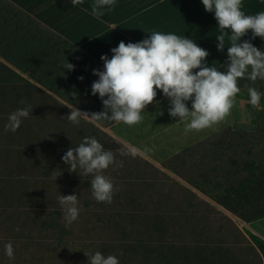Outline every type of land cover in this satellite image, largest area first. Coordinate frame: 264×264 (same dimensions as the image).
<instances>
[{
  "label": "rangeland",
  "instance_id": "1",
  "mask_svg": "<svg viewBox=\"0 0 264 264\" xmlns=\"http://www.w3.org/2000/svg\"><path fill=\"white\" fill-rule=\"evenodd\" d=\"M25 107L0 96V235L37 241H30L31 252L24 242H9L16 252L0 264H89L85 253L97 251L115 256L119 264H199L212 251L229 253L236 264L255 263L238 223L264 216V117L256 125L228 126L220 132L224 143L210 144L227 155L221 163L226 162L227 175L178 179L153 170L141 177L106 169L103 174L117 189L109 204L93 198L91 175H81L79 168L70 172L62 160L86 137L61 142L30 116L16 132L5 131L9 115ZM249 116L245 113V122ZM95 139L115 160L121 157L120 144L101 135ZM187 181L208 187L206 193L180 189L178 184L187 187ZM73 194L79 216L66 227L58 197ZM60 239L64 244L54 242Z\"/></svg>",
  "mask_w": 264,
  "mask_h": 264
},
{
  "label": "crops",
  "instance_id": "2",
  "mask_svg": "<svg viewBox=\"0 0 264 264\" xmlns=\"http://www.w3.org/2000/svg\"><path fill=\"white\" fill-rule=\"evenodd\" d=\"M95 3L82 0L73 7L71 0H0V96H10L20 106L30 105L33 115L28 119L41 120L42 127L52 136L57 134L61 142L66 143L71 136L101 135L108 143L120 144L122 154L116 162L122 166L111 165L108 174L144 177L150 174L147 170H153L155 175L178 179L227 175L222 171L226 162L221 164L227 155L211 150L210 144L213 140L224 143L220 132L228 126L253 125L245 94L247 87H254L264 101V81L260 79L239 80L241 91L230 115L214 128L199 132H186L179 118L169 115L170 101L159 90L137 125L87 119L79 124L69 122L72 105L89 114L104 111L99 95L91 94V85L99 79L92 73L103 71L100 57L111 59V49L121 41L138 43L153 32L185 36L209 53L207 66L218 67L221 72L227 69L229 41L226 38L222 52L217 50L216 36L221 34L218 23L201 0H114L113 6L100 9L103 14L99 16L92 14ZM241 10L245 15L264 12V0H242ZM226 31L230 35V30ZM244 41L264 52V39H253L251 30L241 38L240 42ZM66 59L74 65L73 71L60 67ZM74 92L75 97L71 95ZM186 103L191 110V101ZM257 111H264V102ZM245 113H250L249 123L244 121ZM231 119L235 121L228 123ZM185 184L187 187L178 185L190 193H206L208 188L191 187L188 181ZM238 227L241 239L250 242L264 264V216L241 220Z\"/></svg>",
  "mask_w": 264,
  "mask_h": 264
},
{
  "label": "clouds",
  "instance_id": "3",
  "mask_svg": "<svg viewBox=\"0 0 264 264\" xmlns=\"http://www.w3.org/2000/svg\"><path fill=\"white\" fill-rule=\"evenodd\" d=\"M206 12H214L221 33L216 36L217 50L227 47V69L205 63L209 53L192 39L175 34L153 32L150 38L138 43L125 44L111 49L112 57L102 55L103 71L93 70L99 79L91 85V94L99 95L104 111L99 113L81 112L70 106L69 122L79 124L81 119L92 122L114 121L127 126L141 123L147 106L153 104L157 90L170 101L169 115L178 117L186 132H199L214 128L225 121L233 108L235 97L241 91L238 81L247 79L264 81V52L249 41L240 42L251 30L252 37L264 39V12L245 15L241 10L242 0H201ZM82 0H71L73 7ZM114 0H96L92 14L99 16L105 7H111ZM230 30V35L229 31ZM60 67L68 71L74 65L64 62ZM196 70V71H194ZM83 80V77H79ZM247 87V85H245ZM249 104L259 109L262 93L254 87H247ZM75 97L76 93L71 94ZM106 97V98H105ZM191 101V110L187 107ZM23 104L24 101L21 100ZM32 107L17 109L11 113L5 131L16 132L24 118L32 113ZM63 162L74 173L79 168L81 175H91L92 196L97 202L111 203L115 189L112 181L103 172L111 165L122 166L115 160L113 151L105 150L95 138L86 137L75 148H69L62 157ZM64 213L65 226L69 227L78 219V197L73 195L58 197ZM19 230L18 228L16 229ZM6 253L13 256L12 245H6ZM89 264H119L115 256H103L99 251L85 253Z\"/></svg>",
  "mask_w": 264,
  "mask_h": 264
},
{
  "label": "trees",
  "instance_id": "4",
  "mask_svg": "<svg viewBox=\"0 0 264 264\" xmlns=\"http://www.w3.org/2000/svg\"><path fill=\"white\" fill-rule=\"evenodd\" d=\"M246 97L248 98V100L250 99L248 94H245ZM260 102H264L262 99L260 100ZM248 108L251 110V115H252V124L256 125L259 120L264 116V111H257L256 108H253L249 103H248ZM240 232V231H239ZM240 234H242L240 232ZM243 235V234H242ZM201 236H206V235H201ZM35 237L32 236H22V235H0V259L5 260H11V258L13 257H9L6 253V245L10 244L9 242H14L16 241H20V242H24L27 247V252H31L33 249L30 246L32 243L30 241H37L35 240ZM11 240V241H10ZM243 240L245 241V244H247L248 249L250 251H252V254L254 255V259H255V263H251V264H262V260L260 255L256 252V250L253 248V246L250 244V242H248V240H246L243 237ZM57 243H63V240H54V242ZM55 244V243H54ZM16 252L15 250H13V253ZM28 254V253H27ZM217 256L214 255L213 251L209 253V255H207V257H202L203 259L199 262V264H236L234 257H232L229 253L225 252V254H220L218 255V253L216 254ZM3 256L5 258H3ZM214 259V261L212 260V258ZM187 260V258H186ZM88 259H84V262H87ZM171 264V263H170ZM248 264H250V262L248 261Z\"/></svg>",
  "mask_w": 264,
  "mask_h": 264
}]
</instances>
